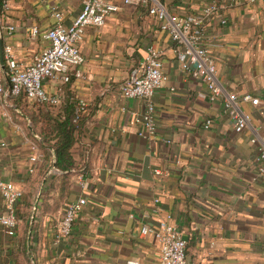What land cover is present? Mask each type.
I'll list each match as a JSON object with an SVG mask.
<instances>
[{"label":"crops","instance_id":"0c3cea01","mask_svg":"<svg viewBox=\"0 0 264 264\" xmlns=\"http://www.w3.org/2000/svg\"><path fill=\"white\" fill-rule=\"evenodd\" d=\"M84 1L6 0L3 52L10 46L18 63L31 65L49 45L43 35L55 24L52 9L69 26ZM111 1L120 10L104 27L87 28L80 43L82 78L44 83L60 98L54 115L86 104L72 173L56 169L54 150L40 147L29 121L37 106L0 99V182L24 192L15 234L0 224V264H160L161 243L144 230L162 222L187 240L189 264H264V178L252 133H236L205 83L183 71L178 44L145 6ZM162 2L170 15L185 18L202 14L212 0ZM32 28L40 34L32 37ZM202 29L226 91L259 99L241 108L264 135V0H217ZM150 46L162 53L167 80L153 97L158 132L148 140L138 135L146 101L124 98L121 86ZM36 155L42 160L31 162ZM80 198L87 204L71 235L57 242L66 206ZM6 213L0 197V218Z\"/></svg>","mask_w":264,"mask_h":264},{"label":"built area","instance_id":"2783aa9c","mask_svg":"<svg viewBox=\"0 0 264 264\" xmlns=\"http://www.w3.org/2000/svg\"><path fill=\"white\" fill-rule=\"evenodd\" d=\"M123 5L145 6L149 14L158 19L161 29L169 33L178 44L177 59L183 71L205 83L210 102L222 103L223 110L232 121L236 133L247 131L252 133L251 143L257 147L258 153L259 176L264 178V135H260L258 129L252 125L250 116L241 108V103L258 105L259 99L248 94L237 96L226 91L218 78L217 67L209 53L205 32L202 29L206 20L217 11V0H212L202 14L185 18L170 15L162 0H123ZM6 8L7 3L4 4V9ZM118 10L120 6L111 0H85L79 16L67 26L63 23L62 12L53 8L55 24L43 35L49 45L35 57L31 65L24 66L18 63L12 48L5 46L3 64L0 63V99H3L5 105H9L10 101L24 96L38 106H59L60 98L49 94L44 83L50 79L60 78L64 84H68L74 78H82L80 67L84 65L85 58L79 46L84 40L86 29L104 27L107 17ZM225 23L226 21L222 20V24ZM6 30L9 35L14 32L13 27H7ZM30 34L36 37L40 31L38 28H32ZM166 80L162 53L150 46L140 66L130 73L127 81L121 86L124 98L146 101V111L138 119L141 124L138 135L141 138L150 140L158 132L153 97ZM85 110L86 104L80 103L76 110L75 122ZM211 125V120L206 121V128ZM42 158L36 155L31 158V162L37 163ZM30 172H35L34 167ZM0 197L7 211L1 216L0 224L9 236H13L18 226L16 206L24 197V192L12 182H0ZM86 204V199L80 198L66 206L57 229V242L71 235L76 219ZM144 232L152 234L161 243L160 264H189L186 254L188 242L174 225L162 222L158 229L145 228Z\"/></svg>","mask_w":264,"mask_h":264},{"label":"trees","instance_id":"16d2710c","mask_svg":"<svg viewBox=\"0 0 264 264\" xmlns=\"http://www.w3.org/2000/svg\"><path fill=\"white\" fill-rule=\"evenodd\" d=\"M5 3L6 0H0V20L4 16ZM19 98L26 99L24 96ZM19 98L14 101L16 102ZM59 106L39 105L35 107V116H30L29 121L32 123L34 131L42 139V142L39 143L40 147L42 149L50 147L54 150L56 157L54 167L61 172L70 174L74 170L72 149L76 143V133L82 130L84 122L82 117H79L75 122L76 107L71 105L60 107V113L54 115V109Z\"/></svg>","mask_w":264,"mask_h":264},{"label":"water","instance_id":"95a60500","mask_svg":"<svg viewBox=\"0 0 264 264\" xmlns=\"http://www.w3.org/2000/svg\"><path fill=\"white\" fill-rule=\"evenodd\" d=\"M3 57H4V52H3V48H2V37H1V33H0V62H1V64H3Z\"/></svg>","mask_w":264,"mask_h":264},{"label":"rangeland","instance_id":"374dc122","mask_svg":"<svg viewBox=\"0 0 264 264\" xmlns=\"http://www.w3.org/2000/svg\"><path fill=\"white\" fill-rule=\"evenodd\" d=\"M36 106H38V105H36Z\"/></svg>","mask_w":264,"mask_h":264}]
</instances>
